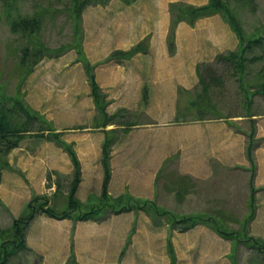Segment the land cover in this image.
I'll use <instances>...</instances> for the list:
<instances>
[{
	"label": "crops",
	"instance_id": "crops-1",
	"mask_svg": "<svg viewBox=\"0 0 264 264\" xmlns=\"http://www.w3.org/2000/svg\"><path fill=\"white\" fill-rule=\"evenodd\" d=\"M175 1L136 0L124 7L111 5V37L119 38L122 35L125 38L121 42L116 40L115 50L127 49L146 36L151 39L146 53L139 52L126 62L114 60L101 63L95 69L96 81L110 99L106 106L108 113L124 108L129 112L138 110L148 118L134 123L126 133H118V139L110 150L111 171L107 192L113 197L127 193L135 198L155 201L161 207H165L167 195H173L178 200L177 205L186 204L189 200L200 203L195 191L190 190L192 186L208 185L213 181L222 183L223 187L231 182L246 185L250 174L246 157L247 137L243 132L236 131L227 119L174 121L177 85L187 90L194 89L199 81L196 66L214 62L219 54L235 51L239 43L228 24L218 15H213L196 21L194 26L179 22L175 30V52L170 54L166 45L168 4ZM187 2L204 5L208 0ZM119 19L127 23L120 25ZM87 57L92 62L97 59L90 55ZM120 74H126L130 80L121 78ZM151 76L155 78L151 79ZM120 79L124 86L118 83ZM145 81H148L150 93L146 104L140 100ZM115 91L124 93L121 100L114 97ZM92 104L95 110L93 101ZM95 113L89 125L79 122L75 127L74 124H68L67 129L56 128L62 139L73 145L80 164L81 180L75 195L81 202L90 204L97 202L102 191L104 168L101 159L105 131L123 127L112 124L93 128ZM263 117L254 114L251 118L255 121V136L258 139L264 137ZM7 158L9 164L21 172L10 169L0 172V199L11 216L19 215L33 192L45 194L50 199L62 196V199L58 198L60 203L67 200L66 191H56L55 176L51 174L49 181L47 178L50 172L67 176L73 173L69 155L54 141L47 142L45 148L16 146ZM254 158L256 171L253 182L256 188H260L264 184L263 144L254 149ZM180 185L183 187L177 194L176 189ZM134 218L133 211L111 214L102 221L77 222L38 214L27 229L26 244L32 251L42 255L43 264H63L72 247L77 263L104 264L110 253L118 252L119 245L124 244ZM141 219L147 221L149 227L143 225L146 228L141 230L137 226L131 238L130 252L140 243L142 250L147 252L151 250L150 246L155 245L150 219L145 213H139L137 221L143 223ZM190 230L195 239L186 245L189 249L177 250L190 254L193 252L189 261L195 264L211 262L222 255H216L217 250L212 247L214 255L211 253L207 257V250H203L197 256L195 252L205 244L203 239L208 237V230L199 227ZM142 231L143 240L138 242L137 235ZM160 234L162 239L166 238L165 233ZM161 235L158 238V250L162 249L163 252L166 248L163 242L159 243ZM148 261L150 263L147 264L155 262Z\"/></svg>",
	"mask_w": 264,
	"mask_h": 264
},
{
	"label": "rangeland",
	"instance_id": "rangeland-1",
	"mask_svg": "<svg viewBox=\"0 0 264 264\" xmlns=\"http://www.w3.org/2000/svg\"><path fill=\"white\" fill-rule=\"evenodd\" d=\"M69 1L70 0H15L14 5L16 13L14 18L11 19V13L7 15V13L4 12V4L2 0H0V90L2 91V96L7 97L16 93L23 96V100H25L28 107L30 106L38 111L50 122L47 123V126H52L53 130L55 129L54 132H56L57 127H64L67 129L68 127L66 126L68 124L69 126H71L70 124H74L75 127L79 122H86V125H89L95 111L93 109L92 98L89 95L90 85L88 75L85 72L84 64L79 60L80 57H78L76 49L78 46L75 47L77 45L76 41L78 43L80 41L82 52H84L83 55L85 54L86 57L90 55L91 58H97L92 62L87 57L90 64L94 65V74L98 64L114 60L116 62L120 61V58H107L111 52L115 50L114 47L117 44L116 40L119 42L125 40L122 35L118 36L119 38L111 37L110 20L112 19L111 14L113 13L111 5L124 7L136 2V0L130 3H126L128 0H108L107 4L104 5L94 4L92 2V4L82 9L78 23L77 15L70 10ZM178 1L191 4L187 2V0H176L175 2ZM222 1L225 3L226 8L234 17L244 34L245 42L242 44V47L245 46L246 50L242 56L247 61V64L246 62L243 63V70L241 73L234 68V66L237 65L225 60L219 62L216 61V58L214 62L198 64L196 66L197 73L198 66H200L201 71H199L200 74H197L199 81L194 89L187 90L177 85L176 91L178 95L176 98V113L177 109H179L180 112L177 117L175 115L174 121L189 122L185 120L199 116L197 108L188 107L187 109L186 106L187 99H191L194 90H201V76L207 84V92L201 95V97L208 102V108L202 111L204 119H213L217 117L225 118L228 122H231L230 125L234 127L235 130L239 128L238 132H243L247 137V134H249L251 130L249 121L253 115L257 114L264 116V97L256 93V84L261 80L256 72L264 67V0ZM42 9H46L49 13L40 21L41 36L38 37L37 42L43 44L44 47H48L49 50L42 59L33 66V70L28 74V67L32 59L30 58L29 60L28 58V62L24 65L21 64L20 49L25 44V40L21 38L20 33L15 34V32L11 30V22L17 20L19 14L32 15L37 10L39 11ZM121 13L123 14L124 12ZM220 13L213 15H218L222 21L226 23L222 18V10H220ZM168 20L169 32L171 20L169 8ZM118 21L120 25L127 23L122 19ZM194 25L195 24L191 26ZM76 28H78L77 31L75 30ZM145 38H147V42L144 44L147 45L148 48V43L151 38L150 36H146L142 40ZM256 39L260 40V42L252 43L251 46L246 47V42L251 43V41ZM166 45L168 48V33L166 35ZM173 45L175 52V32ZM72 46L75 48H70ZM132 46L127 49L116 50H128ZM146 52L147 50L144 53ZM239 53L241 54L240 50ZM256 57H258V59ZM123 60L126 62L128 59ZM243 60L242 58L240 62ZM120 77L125 80H130V77L126 74H120ZM132 77L134 80L133 75ZM150 78L153 79L155 77L151 76ZM118 83L124 86L121 79ZM147 84L148 81H145L143 88L147 87L148 93ZM253 84H255V86H251ZM104 94H106V99H108L107 93L104 92ZM114 95L116 99L118 98L121 100L124 93L115 91ZM148 95H150V93H148ZM247 97L250 101L249 105L247 104ZM140 100H142V95ZM261 119H264V117ZM126 120L128 122L137 123L140 120H148V118L142 112L136 110L135 112L129 113V119ZM49 133L50 131L48 130L39 133L34 131L27 132L17 146H22L23 148H38L43 146L45 148L46 143L50 140L46 137L37 135L46 136L49 135ZM255 135L256 130H254L253 134L256 147L259 144L264 145V137L262 136V138L258 139ZM247 143L248 140L246 139V145ZM254 149V162L251 164L247 158L249 169L252 166H256ZM0 157L2 159V154H0ZM255 171L256 170L253 172V176L250 171L246 185H242L240 182H231V184L225 182V184L228 185L223 187L222 183L215 181L208 185L198 184V186H192L191 184L189 186H192L190 190L195 191L194 193L199 197L198 202L200 201V203L197 204L189 200L190 202L186 204L177 205L178 200L173 195L172 197L167 195V200L166 202L164 201L165 207L156 204L159 206L160 210H166L168 212L167 214L153 217L140 209L137 211L130 210L135 213V218L128 230L126 240L124 244L119 245L118 252L110 253L109 259L104 261V264H147L150 263L148 259L154 260V264H172V254L174 258L173 264H195L189 261V256L192 255L193 252L190 254V252L177 251L178 248L182 250L189 249L186 245L190 243L191 240L195 239V237L191 236L192 230L190 229L195 227L205 228L208 230L209 234L208 237H204L203 239L205 244L196 250L195 254L199 256L203 250H207L206 256L210 257L211 253L214 255L212 247L216 248V255L222 254L220 257L216 258V261L199 262L198 264H264V184L260 186V188L255 187L253 182ZM71 175H68V177ZM67 184L68 182L62 183V188L59 190L60 193L62 191L67 192ZM165 189L168 190V187H165ZM59 197L62 199V196H56L52 199L51 204H54L53 206L56 207L57 210L65 209L67 200L60 203L58 202ZM207 199L209 200L208 203L205 202ZM111 212L109 210L108 213ZM139 213H145L148 216L152 234H155L153 237L155 245L150 246L151 250L148 252L142 250L143 247L141 243L135 246L134 251H129L131 238L136 232L137 226H140L141 230H145L146 228H144L143 225L149 227L148 222L144 219H141L143 223L137 221ZM187 216L195 219L197 218L199 219L198 221L201 222L186 230L179 229V227H187L185 225L193 221L185 219ZM178 220L180 221L177 222ZM205 220L210 222L214 221L216 225L228 233V236L229 233L240 231L238 235H242V237H237L233 233L230 234V238H232L233 241L229 240V238H224L212 228L211 224H203L202 222ZM10 222L11 213L9 209H6L0 204V229L9 226ZM175 222L178 223L179 226L174 225ZM131 230H133V232L130 235ZM245 230L248 235L257 239L258 242H256V245H258L259 249L262 251L257 248L250 249L244 244L246 238L243 232ZM160 232L163 234L165 233L166 238L162 239ZM142 233L143 231L137 235L138 242L143 240ZM160 235L161 242L159 243L163 242L166 248L163 252L162 249L158 250V238ZM169 243L171 244L172 254L168 251ZM231 254L233 255V260H231ZM42 261L43 257L39 253L33 251L23 254V252H21L20 254L12 256L8 264H43ZM63 264H72L70 261V254L68 255L67 261Z\"/></svg>",
	"mask_w": 264,
	"mask_h": 264
},
{
	"label": "trees",
	"instance_id": "trees-1",
	"mask_svg": "<svg viewBox=\"0 0 264 264\" xmlns=\"http://www.w3.org/2000/svg\"><path fill=\"white\" fill-rule=\"evenodd\" d=\"M14 1L15 0H2L4 4L3 10L5 13H7V15L11 13V19L14 18L16 13ZM132 1L133 0H128L126 1V3H130ZM92 2L94 4L104 5L107 4L108 0H70L69 1L70 10L77 15L78 23L82 9H84L87 5L92 4ZM168 8L171 16L170 30L168 32V50L170 53L174 52V45H173L174 32L179 22H186L190 25H193L197 19L205 16H210L216 13H220V10H222V14H223V16L221 15L222 18L225 20L226 23H228L231 30L236 34L239 43L237 50L228 52L226 55L223 54L218 55L216 57L217 59L216 61L219 62H222L223 60L229 61L232 64L237 65L234 66V68L239 70L240 71L239 73L242 72L243 63L246 62L247 64V61L242 56V54H244L246 50L245 46L242 47V44H244L245 42L244 34L241 31L240 26L238 25L234 17L230 14L228 9L226 8L225 3L222 0H209L207 4L199 5V6H195L192 4H187L179 1L171 2L169 3ZM47 13H49V11H47L46 9H42L39 11L37 10L32 15L19 14L17 20H13L11 22V30H13L15 34L20 33L21 38L25 40V44L20 49L21 64L24 65L26 62H28L27 61L28 58L29 60L30 58L32 59L31 64H29L28 67V71H27L28 74L33 70V66L39 60H41L42 57L49 50L48 47H44L43 44L37 42L38 37L41 36L40 21ZM75 30L77 31L78 28H76ZM146 42H147V38L141 40L140 42H138L136 45L132 46L128 50H114L107 58L108 59L120 58L121 60H123V59H129L138 52L144 53L147 50V45H145ZM257 42H260V40L256 39L251 41V43L246 42L245 45L246 47H248L251 46L252 43H257ZM76 43L77 45L75 44L76 45L75 47L78 46L76 49L78 52V57H80L79 60L84 64L83 66L85 72L88 75V81L90 85L89 95L92 98V101L94 103V108L96 111L92 119L93 128L106 127L112 124L123 126L120 129H111L105 131V137L102 142L101 160L104 168V178H103L101 194L98 197L97 202L91 204L83 203L77 198L75 193L78 184L80 183L81 180V171H80L81 168L76 153L74 151L73 145L71 143L64 141L61 137V133L54 132L55 129L53 130L52 126H47V123L50 122L47 121L44 118V116L40 114L38 111L34 110L30 106L28 107L25 100H23V96L16 93L11 96L5 97L2 96V91L0 90V154H2V159L0 157V172L4 169H10L21 174L20 171H17L16 169H14V167H12L9 164L7 155L9 154L11 149L17 146V144L23 138L25 133L33 132V131L38 133L43 132L44 130L50 131L49 135L46 136L37 135V136L46 137L50 141H54L58 146H60L64 151L67 152L73 165V173L70 177L59 172H50L47 174L48 181L51 179V174L55 176V184H56L57 192L62 188V183L68 182L66 187L67 206L65 209L57 210L56 207L53 206L54 204H51L52 199H50L47 195L33 193L30 200L24 204L19 215L16 217L11 216L10 225L7 227H2V229H0V264H8L9 259L12 256L20 254L21 252H23V254L25 252H33L26 244V232L30 223L38 214H44L50 218H55V219L69 218L77 222V221H86V220L102 221L114 213H121L130 210L137 211L139 209L144 211L146 214L152 215L153 217L154 216L157 217L160 216L161 214L168 213L164 209L160 210L159 206L156 205V203L151 200L135 198L127 193L120 194L116 197H112L110 194H108L107 185L110 179V171H111L109 165L111 147L118 139V133L119 132L126 133L129 130V127L133 126L134 123L128 122L126 120L129 119V113L131 112H129L124 108L117 109L115 112L111 114H109L106 111V106L110 102V99H106L107 97L106 94H104L101 87L98 85L95 78V74L93 73L94 65L90 64L85 54L83 55L84 52H82L83 50L81 49L80 41L79 43L76 41ZM75 47L72 46L70 48H75ZM239 50L241 51V54L239 53ZM242 58L244 60L240 62ZM256 58L258 59V57ZM197 68H198V74H200L199 73V71H201L200 66H198ZM256 73L258 77H260L261 79L259 83L256 84V88H257L256 93L264 97V67L261 70H258ZM251 86H255V84ZM200 87H201L200 90L201 92L198 91L197 89L194 90V94L192 95L191 99H187V106H186L187 109L188 107L197 108V113L199 116L192 117L185 121H196V120L204 119V117L202 116V111L208 108L207 106L208 102L206 101V99L202 98L201 95L207 92V84L201 76H200ZM142 101L144 104H146L148 101L147 87H144L142 90ZM247 104L248 105L250 104L248 97H247ZM179 112H180L179 109H177L176 117L178 116ZM249 122H250L251 130L249 134L246 133L248 137L247 138L248 143L246 145V156L249 159L250 163L252 164L254 162L253 149L256 147V144H254V139H253L255 126L253 119H251ZM254 170H255V166H252L250 168L252 176ZM178 187L179 189H182L181 187H183V185H180ZM179 189H176L177 194L180 192ZM0 204L4 206V204H2V201H0ZM109 210L110 212L112 210V212L108 213ZM185 219H190L193 221L190 222V224L185 225L187 227H179V229L186 230L201 222L198 221L199 219L197 218L195 219L189 216H187ZM179 221L180 220H178L177 222ZM202 223L211 224L212 228H214L222 237L229 238V240L233 241V239L230 238V234L233 233L237 237L239 236L242 237V235H238V232L240 231H237L236 233L235 232L229 233L228 236V233H226L218 225H216L214 221L210 222L205 220ZM174 225L179 226V224L176 222ZM132 232L133 230L130 231V235L132 234ZM243 234L244 237L246 238L244 240L245 245H247L250 249L253 248L259 249V246L256 245V242H258L256 238L252 237L251 235H248L246 233V230L243 232ZM168 251H170V254H172V248L170 243L168 244ZM231 260H233V255L231 257ZM70 261L72 264H77L74 257L73 247L71 248ZM173 261L174 258L172 254L171 257L172 264Z\"/></svg>",
	"mask_w": 264,
	"mask_h": 264
}]
</instances>
